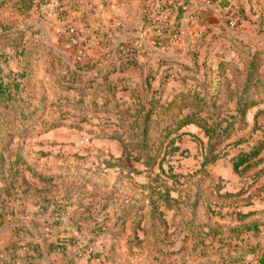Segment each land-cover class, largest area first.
Returning <instances> with one entry per match:
<instances>
[{
	"label": "rangeland",
	"instance_id": "rangeland-1",
	"mask_svg": "<svg viewBox=\"0 0 264 264\" xmlns=\"http://www.w3.org/2000/svg\"><path fill=\"white\" fill-rule=\"evenodd\" d=\"M41 2L40 48L30 57L23 101L0 108L6 223L33 228V243H66L83 264H255L264 225L260 236L246 228L264 222V151L239 173L232 158L264 134V86L243 94L254 105L244 119L236 112L250 60L264 61V0ZM123 44L136 61L107 79L96 74L120 62ZM217 79L223 91L196 87ZM189 88L201 99L179 103ZM142 102V114L153 110L148 137L158 140V162L176 138L164 171L136 159L120 139L132 142L139 132L130 127ZM189 112L209 126L238 120L235 133L210 142L188 125L166 140ZM216 152L223 156L204 163Z\"/></svg>",
	"mask_w": 264,
	"mask_h": 264
},
{
	"label": "trees",
	"instance_id": "trees-1",
	"mask_svg": "<svg viewBox=\"0 0 264 264\" xmlns=\"http://www.w3.org/2000/svg\"><path fill=\"white\" fill-rule=\"evenodd\" d=\"M24 1V0H23ZM25 5V1L23 2ZM41 30L35 32V34L38 35ZM36 40L30 41L29 46L23 45L22 47H19L17 49V55L20 57V66L19 69L11 70L8 68V56L4 53L0 52V108L4 109L5 107H14L17 105H20L23 101V97L21 94H23V90H25L24 87V81L25 77L27 76V69L30 66L31 63V55L36 54L38 49L40 48L39 39L38 37L35 38ZM202 45V44H200ZM263 49V48H260ZM135 51L133 49H130L129 46L123 44L119 51V63H111L109 64V67L107 70H97L96 74H102L106 72L104 76V79H107L111 76L112 73L116 71H122L125 69L126 65H130L136 61L134 59ZM262 56V55H261ZM255 58H252L250 60L248 68L246 70V84L244 91L241 95L238 96V99H236V112L238 115L241 116L242 119L247 116V112L250 108H252L254 105L248 104L247 100H245V94H247L250 90L248 88L252 87L253 84L264 86V80L262 81L261 77H259V69L262 66V63L264 61L261 59L259 63H256ZM77 73H84L87 74V71H84L81 68H77ZM75 74V73H74ZM122 79V78H121ZM220 79V78H219ZM219 79L216 80L215 85L213 86L210 84V82H206L203 86L198 85L196 86L199 89H203L206 92H209L211 87H214V91L220 92L222 90V83L219 82ZM218 81V82H217ZM231 82V81H230ZM229 82V83H230ZM218 84V85H217ZM111 88L116 89L117 85H110ZM208 87V88H207ZM197 88H189L184 90V92H181L180 96V102L184 103L186 96L194 95L195 99H201L199 98L200 92L197 90ZM115 92V91H114ZM232 92V90H231ZM156 93V91H154ZM244 94V95H243ZM19 96V98L17 97ZM237 97V96H236ZM18 98V99H16ZM252 101L255 100V98H251ZM206 99L204 100L205 103ZM255 102V101H254ZM176 103V102H175ZM257 104V103H256ZM255 104V105H256ZM194 105V102H193ZM189 105V106H193ZM141 108L137 110V112L140 115V119L136 118L134 120V124L130 128H136L137 131L135 132L134 139H132V142H126L125 139H121V141L124 142V148L127 151L128 147H131V151H135V157L136 159H144L146 162V165L154 166L156 164L159 165L160 169L164 171L163 169V161L165 160V157L167 153L169 152L170 155H173L174 151H177L179 148L176 146V138H170V135L176 131L180 130L181 128H184L188 125H195L196 127L204 130L206 132L207 137L209 138L210 142L213 141V139H219L222 140L224 137V141L230 138L231 134L235 133V126L237 124L238 120H233L231 122H228L225 120L226 126L223 125L222 122H219L215 126H209L208 124H203L199 122L200 118H197L194 112H189L187 114L181 115L177 128L176 129H170L167 130L166 135L164 136L166 140H169L166 144V148H168V152H166L163 155V158L158 162L159 158L161 157V149L159 147H155L157 139L152 140L149 139V118H151V113L153 110L147 111L145 114L141 113V109L145 108V104L141 103ZM182 108H179V113L182 114ZM213 108L216 109L215 105H213ZM257 115V114H256ZM236 119V117H233ZM217 127H219V131L217 130ZM183 133V132H182ZM244 140H239L237 142V145H240ZM166 141H162V144ZM264 151V134L261 138L258 139L257 143L251 147L249 151L241 149L235 156L232 158L233 162V168L236 172H240L242 169H247L253 166H256L260 161V155ZM223 155H221L220 152L214 153L211 157H206L204 163H213L216 162L219 158H221ZM163 198V195L160 196ZM169 197L168 194L166 198ZM5 196L2 194V190L0 189V231L2 228L6 226V212L5 210ZM264 225V222L260 223L258 221L253 222L251 224H247V230L252 231L256 234V236H260L262 233L260 231V227ZM13 230L15 232V236H17V240H13L9 243L8 246H5L4 248L0 249V264H44L43 258L45 253L48 254L51 251L59 249V251L66 252L68 249L67 244L64 243L63 245L58 242L51 241L50 243L43 242V244H40L39 242H32V238H27L28 234H31V228H29L27 225L22 224H15L13 226ZM33 234V233H32ZM14 238V236H12ZM264 238V236H263ZM27 244L24 245L22 241H26ZM60 245V246H56ZM253 255H255V264H264V244L262 242H258L257 246L253 248ZM242 259H244V256H242ZM223 262L225 259H223ZM230 261L227 260L224 262V264H229Z\"/></svg>",
	"mask_w": 264,
	"mask_h": 264
},
{
	"label": "crops",
	"instance_id": "crops-1",
	"mask_svg": "<svg viewBox=\"0 0 264 264\" xmlns=\"http://www.w3.org/2000/svg\"><path fill=\"white\" fill-rule=\"evenodd\" d=\"M25 1V5L23 2ZM0 0V52L8 56V68L11 70H18L20 66V57L17 55V49L23 45L29 46L30 41L33 40L35 34L40 28V24L36 22V14L41 10V0ZM32 35V36H31ZM31 36V37H30ZM30 37V38H29ZM7 220L10 215L6 214ZM16 216L17 215L16 213ZM14 224H6L0 231V249L8 246L13 240H17V236L13 230ZM33 232V228H31ZM35 233V231L33 232ZM69 233V232H68ZM37 236V234H36ZM29 239V237L27 236ZM27 243V240L25 241ZM22 241V243H25ZM43 244L41 241H37ZM70 249L66 252L51 251L45 253L43 262L44 264H83V259H75L70 256ZM52 254L58 256V262L53 263L50 261Z\"/></svg>",
	"mask_w": 264,
	"mask_h": 264
},
{
	"label": "built area",
	"instance_id": "built-area-1",
	"mask_svg": "<svg viewBox=\"0 0 264 264\" xmlns=\"http://www.w3.org/2000/svg\"><path fill=\"white\" fill-rule=\"evenodd\" d=\"M151 15V14H150ZM152 16V15H151ZM152 20H155L154 18L152 19ZM154 23H153V26L154 27H157V28H159V29H162L163 27H165V24H164V20H155V21H153ZM156 22V23H155ZM177 36V33L175 34H173V36Z\"/></svg>",
	"mask_w": 264,
	"mask_h": 264
}]
</instances>
